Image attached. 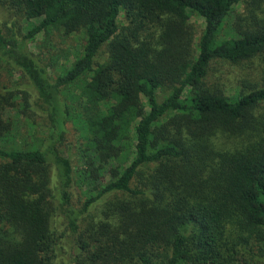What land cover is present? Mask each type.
<instances>
[{"label": "trees", "instance_id": "obj_1", "mask_svg": "<svg viewBox=\"0 0 264 264\" xmlns=\"http://www.w3.org/2000/svg\"><path fill=\"white\" fill-rule=\"evenodd\" d=\"M0 8L28 23L23 36L0 26V61L23 81L22 107L0 93V264H264V0ZM55 32L83 45L50 75L55 59L30 46ZM214 60L257 63L228 94L210 80ZM33 96L49 123L27 139L7 111L27 114ZM69 123L76 168L59 148Z\"/></svg>", "mask_w": 264, "mask_h": 264}, {"label": "rangeland", "instance_id": "obj_2", "mask_svg": "<svg viewBox=\"0 0 264 264\" xmlns=\"http://www.w3.org/2000/svg\"><path fill=\"white\" fill-rule=\"evenodd\" d=\"M243 10V4H238L236 10L241 12ZM31 21L38 22V19H33ZM192 23H194L197 33L200 36L201 32L205 27V20L202 17L193 15L191 18ZM120 25L126 24L124 14L121 13L119 19ZM0 26L3 27L4 31L7 32L8 27L15 26V30L18 36H23L27 32L28 23L21 16H13L7 10L0 8ZM8 33V32H7ZM37 44L39 46H37ZM83 45V35H72L70 37L63 36L60 32H55L48 40H46L43 34L37 37L35 42L31 44V50L37 54H43L46 57H52L55 59V66L49 68V74L53 75L55 71L61 70L62 67L67 64L65 56L70 53V61L74 60L75 55L81 52ZM257 61H245L239 64H233L223 60H214L212 62L211 68L209 69V77L213 82L224 83L227 89V93L231 94L234 91V87L242 77H247L251 69L256 65ZM252 71V70H251ZM21 75L18 71H14L10 66L2 63L0 61V93L7 95V90H13L16 84L23 82L20 80ZM16 99L17 107L23 106L22 95L16 93L13 90ZM12 92V91H10ZM9 93V92H8ZM161 99V98H160ZM33 108L27 111V114L19 112L15 107L14 109H9L7 115L11 118H15L17 124L19 125L20 135L25 136L27 139L32 137L43 138L45 136L46 126L49 123L48 117L43 113L41 103L36 97H32ZM64 142L59 147L60 151L66 156L71 157L72 162L76 168L77 166L83 165L82 159L78 154V149L80 145V133L77 128L72 124L66 128V133L64 134ZM83 201L82 190L77 186L73 198V205L76 207H81ZM55 219V227L59 235H64V225L65 220L60 216V211H57ZM64 251L70 252V243L68 239L63 240Z\"/></svg>", "mask_w": 264, "mask_h": 264}]
</instances>
